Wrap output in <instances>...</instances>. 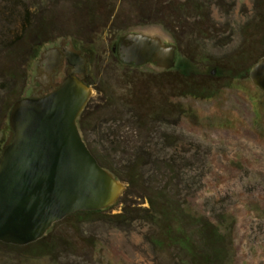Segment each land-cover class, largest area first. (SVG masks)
Instances as JSON below:
<instances>
[{"label": "rangeland", "instance_id": "obj_1", "mask_svg": "<svg viewBox=\"0 0 264 264\" xmlns=\"http://www.w3.org/2000/svg\"><path fill=\"white\" fill-rule=\"evenodd\" d=\"M114 1L113 20L122 30L111 21L93 33V20L100 21L107 12L103 1L95 0L86 13L74 11L67 0H36V6H50L57 28L86 36L82 42L62 37L38 47L27 62L26 86L19 93L36 96L44 90L38 78L46 49L67 45L87 57L94 88L89 86L92 93L84 110V138L118 173L139 176L134 186L124 182L128 213L113 222L118 205L101 214L65 219L48 236L52 255L32 258L0 246V264H201L165 231L181 227L193 235L190 244L196 248L197 232L207 222L224 232L225 264H264V93L248 76L264 54V3L193 0L191 6H198L174 20L176 40L173 30L152 22V16L156 10L173 15L185 0ZM15 18L18 24L21 20L17 14ZM140 18L149 23L139 24ZM9 32L15 36L14 27ZM132 32L156 37L166 47L175 45L174 66L162 74L152 63L134 69L123 65L117 46ZM0 34V44L10 43L6 32ZM2 51L0 46V68H13ZM53 76L44 93L56 85ZM22 78L15 83L0 74L4 111L25 85ZM9 136L6 118L0 150ZM149 198L154 218L144 212L152 209ZM165 200L179 207L183 226L169 220L167 207L161 208Z\"/></svg>", "mask_w": 264, "mask_h": 264}, {"label": "water", "instance_id": "obj_2", "mask_svg": "<svg viewBox=\"0 0 264 264\" xmlns=\"http://www.w3.org/2000/svg\"><path fill=\"white\" fill-rule=\"evenodd\" d=\"M175 50V45L166 47L156 37L135 32L117 46L122 64L152 63L161 71L174 66ZM65 55L76 69L43 95L63 57L57 50L43 53L38 80L44 90L22 95L7 115L10 136L0 150V243H34L68 216L108 209L125 190L123 182L99 165L79 127L92 90L74 74L86 75L87 57L72 50ZM248 76L264 93V57L250 66Z\"/></svg>", "mask_w": 264, "mask_h": 264}, {"label": "trees", "instance_id": "obj_3", "mask_svg": "<svg viewBox=\"0 0 264 264\" xmlns=\"http://www.w3.org/2000/svg\"><path fill=\"white\" fill-rule=\"evenodd\" d=\"M36 0H1L2 4L0 3V32H6V39L10 40V43L0 44L2 47L1 55L6 58V60H9L11 64L13 65V68H7V67H1L0 68V74H3V77L5 80H11V77L15 80V83L18 80V77L21 76L23 82L22 86H19V90L25 89L26 86V80H27V70L26 65L29 59H31L37 50L38 47L41 45L53 41L58 38L62 37H70V38H78L80 40H83L85 38V34H73V33H66L67 31H64L62 29L57 28V24L55 22L56 18L52 17V11L49 9L50 6L42 8L40 6L34 5ZM51 3L54 0H47ZM57 2H61L62 0H56ZM68 2L73 5L74 11L77 10H85L86 13H89L90 9L93 7V4L95 3V0H67ZM103 1V9H106V14L103 16H100V21H96L95 19L94 24L91 25V28L93 33L96 32L97 27L102 23L103 26H106L107 23L114 22L118 30H122V25H119L115 22V2L114 0H98V2ZM199 2V0H196ZM264 3V0H257V2ZM194 3L193 0H185L182 5L175 6L172 14L173 15H163L159 12V10H156L152 16V22L157 23L158 25L162 27H166L168 29H172L173 37L177 40L175 36V28L174 24L176 23L174 20H177L180 18L181 15H184V12H187V9H190L193 7L195 9L198 5L191 6V4ZM201 3V2H199ZM195 4V3H194ZM40 10L38 12L37 10ZM40 13V14H39ZM20 18V22L17 24L15 22V16ZM52 14V15H50ZM200 19L203 17L199 14ZM168 18V19H167ZM171 19V21H170ZM96 23V24H95ZM149 23V21H144L143 18H140L139 24L146 25ZM17 24V25H16ZM7 26H10V28H7ZM108 26V25H107ZM170 26V27H168ZM12 27L15 28V36H12L9 32V29ZM54 30H60L59 34H54ZM14 33V32H13ZM11 38V39H10ZM78 40V41H80ZM0 41H2V35L0 34ZM177 41H175L176 43ZM264 57V54L259 57L255 62H257L260 58ZM254 62V63H255ZM253 63V64H254ZM252 64V65H253ZM214 73L216 71V68L213 69ZM167 71H163L162 74H165ZM211 75L213 73H210ZM182 75V73H181ZM182 77L186 80L190 77L188 75L183 74ZM23 91H21L18 96L15 98L14 102L6 108L4 111L0 104V129L2 125L5 123V119L7 118V115L9 114V111L12 107V105L21 98ZM89 103V102H88ZM88 103L86 104L85 108L83 109L80 118H79V127L82 132L83 140L85 144L87 145L90 152L93 154V156L96 158L99 165L105 169H107L109 172H111L118 180L121 182H126L128 186H134L135 180L138 179L137 176H123L121 173H118L119 171L115 166H112L109 161H107L104 157H101L100 155H97L92 147L86 142L84 138V130H83V120L86 108L88 107ZM137 158V157H136ZM139 163V159L136 160ZM152 162V161H151ZM164 165V164H163ZM128 190L125 187V190L122 194V196L119 198V200L111 207L104 211H94V212H82L77 213L75 215H71L66 217L65 219L71 218V217H88L90 215H97L101 214L106 211H112L114 207L121 205L119 213L115 214L114 216L110 217L113 222L124 220L123 218L124 214L128 213L126 203H124V197L125 194H127ZM150 203V207L152 208L150 212L148 210H144V212H147L148 216L151 218H154V213H156L154 207L153 201L148 199ZM161 208L167 207L169 220L175 223H178L180 225H184L183 216L181 215V211L179 210V207L177 205H173L171 202L165 200L163 202ZM176 208V210H175ZM123 218V219H122ZM63 219V220H65ZM116 219V220H115ZM120 219V220H118ZM62 220V221H63ZM60 221V222H62ZM54 224L52 230L60 223ZM206 226L200 227V229L197 232V246L194 247L192 244H190V237H193V235L188 232L187 235L185 234L186 231L182 230L180 227L171 228L168 227L167 231H165V234L169 237L170 240L173 241L174 244H179L180 246H185L187 248V252L189 254L193 253L194 257L200 258L201 264H225L226 258H227V249H225L224 242L226 240V237L224 235V232L219 229V227H216L212 225L210 222L206 223ZM52 230L45 235L40 240L28 244L26 246H14V245H8L0 243V246L8 249L9 252L15 253L18 255L26 254L29 256H32V258H39L44 257L47 255H52L53 249H49L51 246L50 243H48V236L52 232ZM50 245V246H49ZM23 251V253L21 252ZM13 253V254H14Z\"/></svg>", "mask_w": 264, "mask_h": 264}, {"label": "flooded vegetation", "instance_id": "obj_4", "mask_svg": "<svg viewBox=\"0 0 264 264\" xmlns=\"http://www.w3.org/2000/svg\"><path fill=\"white\" fill-rule=\"evenodd\" d=\"M117 29V28H116ZM124 30V29H123ZM79 42H82V40H80ZM42 46V45H41ZM49 50H57L63 57H62V60H61V64L55 69V74H54V76H53V81L56 83V85L58 86L59 84H61L62 83V81H63V79L66 77V74L68 73V72H70V71H72V70H75L76 68L73 66V65H69V64H67V58H66V55H65V51H70V50H72V51H74V52H78L80 55H84L81 51H79V50H77V49H75L74 47H72V46H67V45H64V46H62V45H58V46H52V47H50V48H48V49H46L45 51H43L42 52V54L43 53H48L49 52ZM113 50V49H112ZM41 54V55H42ZM48 55V54H47ZM47 55L45 56V57H47ZM85 56V55H84ZM40 61V60H39ZM124 65V64H123ZM46 66H47V64H46ZM126 67H128V68H132V69H134V68H139V67H132V66H127V65H125ZM86 67H87V64H86ZM75 75V77L79 80V81H81L83 84H85L88 88H89V86H92L93 87V85L91 84V83H89L90 81H89V79H88V68H87V73H86V75H84V74H82V73H79V74H74ZM57 86H54V87H52L51 88V90H48V91H46L43 95H46V94H48V93H50L52 90H54ZM94 88V87H93ZM88 102H89V100H88ZM87 102V103H88ZM89 104V103H88Z\"/></svg>", "mask_w": 264, "mask_h": 264}]
</instances>
